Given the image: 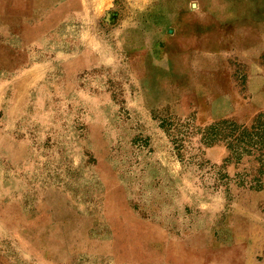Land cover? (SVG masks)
Segmentation results:
<instances>
[{
	"label": "rangeland",
	"instance_id": "1",
	"mask_svg": "<svg viewBox=\"0 0 264 264\" xmlns=\"http://www.w3.org/2000/svg\"><path fill=\"white\" fill-rule=\"evenodd\" d=\"M245 129L264 0H0V264H264Z\"/></svg>",
	"mask_w": 264,
	"mask_h": 264
},
{
	"label": "trees",
	"instance_id": "2",
	"mask_svg": "<svg viewBox=\"0 0 264 264\" xmlns=\"http://www.w3.org/2000/svg\"><path fill=\"white\" fill-rule=\"evenodd\" d=\"M247 133H248V130L245 129L243 133L239 134V137L237 138V141H239V143H240L239 148L241 147L243 150H247V149L252 148V146H256V148H257L256 150H258L261 154V158L259 159V162L261 165V170H260V174L258 176H255V178H256L255 181L263 182V184H264V130H260L259 133L248 134L249 135L248 138L246 137ZM252 135H256V137H257L256 141H254L255 139L253 138ZM231 144H233V143H231ZM232 149H233V153L235 155L243 154V153H236V152H238V150L234 145H233Z\"/></svg>",
	"mask_w": 264,
	"mask_h": 264
}]
</instances>
